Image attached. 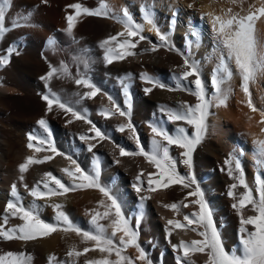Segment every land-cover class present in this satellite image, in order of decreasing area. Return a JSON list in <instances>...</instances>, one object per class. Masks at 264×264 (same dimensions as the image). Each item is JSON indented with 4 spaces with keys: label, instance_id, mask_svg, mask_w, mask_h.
<instances>
[{
    "label": "bare ground",
    "instance_id": "6f19581e",
    "mask_svg": "<svg viewBox=\"0 0 264 264\" xmlns=\"http://www.w3.org/2000/svg\"><path fill=\"white\" fill-rule=\"evenodd\" d=\"M115 15H122L127 8L133 19L144 25V35L147 39L138 41L133 49L136 53L123 60H116L112 64L104 61V49L100 47L102 41L124 31L123 26L115 19L97 16H80L75 21L72 35H68L66 17L75 13L69 7L80 3L84 7L94 9L100 0H11V8L6 14L5 27L10 28L11 22L18 17L31 13L28 21L34 27H17L0 37V56L7 55L9 48H16L18 55L13 53L10 62L0 66V224L6 214V205L15 200L11 195L12 185L15 184L20 197V203L25 208L40 206V218L46 223H57L53 204H61L63 211L77 227L94 231L90 223L89 213L105 211L100 201L108 203L98 189H77L63 196H53L51 199L36 200L30 195V189L39 184L45 173L51 172L66 185L72 180L62 171L64 168L74 169L69 159L71 157L87 173L95 171V161L99 157L100 183L107 186L119 199L126 218L135 228L139 220L138 243L147 255L151 264H177L175 245L181 241L190 242L202 239L197 232L192 231L196 225L186 226L183 229L174 228L168 224L169 220L179 221L187 225L184 216H190L199 211L194 203L197 199L189 195L196 185L185 188L174 184L168 188H159L152 193L142 191L137 193L133 188L136 176L143 171V187H147V176L156 173V168L147 162L143 156L119 155V147L128 151H138L135 141L129 130L118 131V126L126 124V117L118 113L110 118L100 115L103 108L111 107L110 95L121 108L125 107L121 81L127 84L132 100L131 122L139 135L140 143L145 151H152L153 133L150 124L157 125L176 136L178 129L184 127L189 134L191 126L184 122H171L167 119L166 111H183L182 105H194L196 97L184 88H194L189 80H179L183 71L184 60L179 53L188 55L190 60L199 65L201 77L204 80L209 99L215 95L211 85V77L219 63L222 52L219 39L213 29L212 16L223 15L231 8L233 13L246 15L249 11L264 6V0H105ZM142 5H150L154 12L156 24L161 32L169 37L172 50L160 46L152 51V43L159 45L156 33L147 25L141 12ZM191 5V7L189 6ZM188 8V11L186 10ZM178 16H176V15ZM188 20V23L179 18ZM201 20V22H199ZM174 21V23H173ZM20 23L24 21L21 19ZM208 28H205V25ZM196 32L198 36H193ZM54 38L55 48H48L47 40ZM126 37H118L122 42ZM256 40L258 52L264 54V18L256 25ZM189 41L192 42L189 47ZM151 42V43H150ZM81 50H87L83 56L87 60V67L83 60L75 59L81 56ZM61 63L68 65L73 77L87 73L90 79L101 89L95 98L81 99L78 93L87 91L77 87L72 79L53 78L47 85L41 79L50 70L51 66ZM233 71L232 79L223 84L227 95V106L216 107L215 102L209 109L207 117V132L197 145L193 153V169L196 181L204 193V199L213 211V220L221 233L226 250L238 247L239 215L232 208L235 202L229 195L230 186L238 184L228 175L229 162L238 159L244 171L249 187L255 189L257 174L264 177V170H258L255 163L254 139H264V124L260 112H252L247 107V97L241 89V77L234 62H229ZM148 74L154 80L164 85L154 87L142 80V74ZM179 85V87H178ZM152 87L151 93L146 94L144 88ZM57 94L60 99L71 105L92 124L99 128L109 139H90L87 143L80 140L81 135L95 137L92 124L85 120H77L71 114L53 107L47 112L44 95ZM249 90L253 104L257 109L264 110V72L258 73L250 82ZM45 118L48 121L51 139L57 150L64 155H54L50 152H34L27 147L30 134L46 135L38 125V120ZM72 120L68 123V120ZM214 138V139H213ZM216 138V140H215ZM157 139H159L157 137ZM88 143L94 145L91 152L87 150ZM162 143H166L162 141ZM170 154L177 161V171L187 175L189 170L181 162L183 149L170 146ZM47 155H54L50 161L42 164H33L25 173L19 171V166L26 162V158L33 156L42 159ZM120 163L117 164L116 160ZM23 176V179H21ZM155 179V176L153 177ZM27 186V187H25ZM50 187H55L49 181ZM41 190L47 191L40 184ZM237 194L244 189L238 185L234 190ZM150 195V199L141 203L140 196ZM255 195V193H254ZM178 205V211H173L166 205ZM187 204L188 207H184ZM245 216L253 215L250 206L243 209ZM142 217V218H141ZM18 218L9 217L6 228L19 225ZM101 223L107 225V220ZM251 226H249L250 228ZM202 230V229H201ZM111 231V229H109ZM169 231L171 235L169 236ZM121 234H117L118 240ZM78 250L92 246V242H83L75 233L57 231L46 237H39L32 241L5 240L0 237V254L6 252H24L32 257L31 264H50V258L55 256L52 264H73V259L67 256L70 247ZM132 257L135 264H144L136 259L138 252L129 246L123 253ZM97 251H89L76 259V264H85L86 260L101 258ZM115 258L114 256L112 257ZM207 257L203 253H190L182 264H206Z\"/></svg>",
    "mask_w": 264,
    "mask_h": 264
},
{
    "label": "snow or ice",
    "instance_id": "6c2138e0",
    "mask_svg": "<svg viewBox=\"0 0 264 264\" xmlns=\"http://www.w3.org/2000/svg\"><path fill=\"white\" fill-rule=\"evenodd\" d=\"M235 2L236 0H233V3ZM189 6L191 7V5ZM69 7L75 10L74 15L70 14L66 17L67 29L65 31L70 36L75 27L74 22L82 15L115 19L117 23L123 26L124 31L118 33L117 36H112L102 41L100 45V47L104 49V61L107 64H112L116 60H123L129 56L136 55L133 49L137 47L138 41H135L134 38L138 37L139 41L147 39L142 35L144 25L137 23L127 8L122 10V15L117 16L111 11L105 0H100L98 7L94 9L84 7L80 3L72 4ZM10 8L11 0H0V37L17 27H34V25L28 23L31 18V13L12 20L10 28L5 27L6 14ZM141 12L144 22L147 25H151V30L156 33V36L161 42L159 45L152 43L151 50L156 51L160 46L172 50L173 46L169 41L168 35L161 32L159 26L155 22L152 7L150 5H142ZM208 15L212 16L213 29L222 46V52L226 50V58L225 55L220 56L219 63L216 65L211 77V85L215 90V95L212 99H209L206 84L201 77L199 65L195 61L190 60L188 55L179 53L183 57L184 64L183 71L178 79L187 81L189 77H194V80L190 81V83L194 84V88H184L181 90L188 91L190 94L194 95L197 102L194 105H182L183 111H166L169 121H181L191 126L193 130L191 134H189L184 127H180L177 130L178 134L173 136L165 129L150 124L149 127L153 133L152 151H145L140 143L139 135L136 133V128L131 122V94L128 90L129 86L125 84L123 80L121 83L126 97L125 107L121 108V106L109 95L108 100L111 107L103 108L100 115L105 118H110L111 115L118 113L120 116L126 117L127 123L119 125L118 131L124 132L125 130H129L132 133L131 138L135 141L138 151H128L121 146L119 147V155L121 157L143 156L147 162L153 165L157 170L156 173L148 174L146 188L143 187L144 180H142L144 172L141 171L136 176V183L133 184V188L138 194L142 191L152 193L159 188H168L174 184H180L185 188L196 185L189 195L197 197L194 203L199 206V211L193 213L191 217L187 215L184 216L183 219L187 222V225L179 221H168L170 226L179 229H183L190 225H196L197 227L192 228V231L197 232V235L202 237V239H194L190 242L181 241L179 245L174 246V250L177 251V253H182V255L177 256V264H182V262L189 257L190 253L194 252L205 254L207 257L206 264H264V177L257 174L255 178L256 187L253 189L249 187L246 182L240 161L235 159L234 165L232 161L229 162L228 175L233 180H238V184L233 183L230 186L228 195L235 201L232 204V208L235 209L239 215L240 227L238 247L226 250L221 233L213 220V211L204 199V193L200 189L195 174L192 171L193 153L207 132L209 109L213 106V102H215L216 107L227 106L228 97L222 86L229 82L233 76V71L229 62H234L239 72L242 81L241 89L247 97V107L251 109L252 112L259 111L262 117L260 123L264 124V110L256 108L252 102L251 92L249 90L250 82L256 78L258 73L264 72V54L258 52L256 40V25L259 20L264 18V6L251 10L246 15L233 13L231 8L227 9L223 15H213L212 13ZM21 19L24 21L23 24L20 23ZM192 35L198 36L196 32H193ZM118 37H126V39L120 42L118 41ZM191 44L192 42L189 41V47H191ZM55 45V39L50 37L47 40L46 46L54 49ZM86 51L87 50H81V56L75 58L83 60L85 67H87V60L83 56V53ZM13 53L19 54L16 48L12 47L8 49L7 55L0 56V66L7 65ZM53 78H69L73 80L77 87L87 89V91L83 93H78L81 99H92L101 93V89L90 79L87 73L78 74V76L73 77L68 65L65 63H61L59 66L50 65L49 72L41 79H43L47 85ZM141 78L146 84L153 85L154 87H164V85L160 84L146 73L142 74ZM152 90V87L144 88L146 94L151 93ZM42 99L46 102L47 112L51 113L55 106L65 114H71V117L74 119L85 120L87 123L92 124L90 120H87L86 116L82 115L71 105L63 102L60 97L52 93L50 89L49 94L44 95ZM71 122V119L68 120V123ZM37 123L46 135L37 136L30 134L28 136L29 143L27 147L36 153L46 151L54 155H64L57 150L51 139V131L47 119L41 118ZM92 131L95 132V137L81 135L80 140L87 143L93 138H99L100 140L109 139V137L99 128H96L94 124H92ZM157 137L159 139H157ZM162 141L166 143H162ZM253 142L255 145L254 155L256 166L258 170H264V139L256 138ZM173 145L183 149L181 153L183 159L181 162L189 170L187 175H181L177 171V161L171 156L169 150L170 146ZM93 147V144L88 143L87 150L91 152ZM54 155H47L42 159L29 156L26 158V162L19 166V171L25 173L28 171L30 165L42 164L45 161H50L54 158ZM65 158L69 159L75 166L74 169H62L73 183L66 185L61 179L54 176L51 172H48L44 174L39 184L29 190L30 195L36 200H45L46 198L51 199L53 196L66 195L77 189H98L108 203L105 204L103 200L100 201L105 211L89 213L91 217L90 223L94 231H86L74 225L68 215L63 211V206L59 203L52 205L56 213L55 219L57 223H46L40 218L39 205H34L32 208L23 207L20 203L17 187L13 184L11 195L15 200H10L6 205V214L3 217V223L0 224V237L8 241H32L39 237L49 236L57 231L75 233L82 238L83 242H92V246H86L82 250H78L75 246L70 247L67 256L73 259V264H76L77 258L93 250L99 251L102 254L101 258L86 260L85 264H135L132 257L123 254L129 246L137 250L138 256L136 259L143 261L144 264H151V261L148 260L146 253L138 243L139 220L134 228L131 222L126 218L117 196L109 187L100 183L99 157L96 158L94 165L95 171L92 174L82 169L71 157ZM116 163L119 164L120 160L117 159ZM154 176L155 179H153ZM21 179H23V176H21ZM49 181H51L55 187H50ZM40 184H42L43 188L47 189V191L41 190ZM238 185L244 189V191L239 194L234 191L237 189ZM150 198V195L140 196L141 203ZM249 206L254 214L245 216L243 209ZM165 207H169L173 211H178V205L175 203L166 205ZM184 207H188V205L184 204ZM10 216L18 218L21 223L12 228H6ZM102 220H107L108 224L105 225L101 223ZM249 226L251 227L249 228ZM109 229H111V231H109ZM118 233L121 235L117 240L116 237ZM170 235L171 231H169V236ZM113 256L115 257L114 259L112 258ZM31 260L32 257L24 252L17 253L9 251L0 254V264H31ZM53 261H56L55 256L50 258V264H52Z\"/></svg>",
    "mask_w": 264,
    "mask_h": 264
},
{
    "label": "rangeland",
    "instance_id": "374dc122",
    "mask_svg": "<svg viewBox=\"0 0 264 264\" xmlns=\"http://www.w3.org/2000/svg\"><path fill=\"white\" fill-rule=\"evenodd\" d=\"M186 10L188 11V8H187ZM175 15H176V14H175ZM176 16H178V15H176ZM179 18L182 19L183 21H185L186 23H188V20H187V19H185V18H183V17H181V16H179ZM199 22H201V20H199ZM205 28H208L207 23H206V25H205ZM213 139H214V138H213ZM215 140H216V138H215Z\"/></svg>",
    "mask_w": 264,
    "mask_h": 264
}]
</instances>
